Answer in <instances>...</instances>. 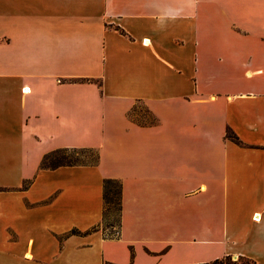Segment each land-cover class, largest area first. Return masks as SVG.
Masks as SVG:
<instances>
[{
	"label": "crops",
	"instance_id": "obj_1",
	"mask_svg": "<svg viewBox=\"0 0 264 264\" xmlns=\"http://www.w3.org/2000/svg\"><path fill=\"white\" fill-rule=\"evenodd\" d=\"M62 149L98 162L40 168ZM104 179L119 235L71 233ZM227 255L264 264V0H0V264Z\"/></svg>",
	"mask_w": 264,
	"mask_h": 264
},
{
	"label": "trees",
	"instance_id": "obj_2",
	"mask_svg": "<svg viewBox=\"0 0 264 264\" xmlns=\"http://www.w3.org/2000/svg\"><path fill=\"white\" fill-rule=\"evenodd\" d=\"M135 111V107L129 113H133ZM139 124L145 125L144 123ZM153 122L147 123L151 124ZM226 137L233 141L236 144H239L238 139L233 136L230 132H227ZM69 149H62L52 152L46 156L41 161L40 168L41 169H55L60 166H77V165H88L95 166L98 162V153L91 149H75L78 152H95V161L94 163H84L80 160H72L66 156H62L59 159H52L54 153H64ZM74 150V149H73ZM55 160V161H53ZM26 188V185L23 186ZM102 192H103V212H102V221L100 224L93 226L92 228L80 232L76 230H72L71 233H79V234H87L92 231L101 230L104 236L106 237H117L119 235V227L121 224V210H122V184L119 180L116 179H104L102 184ZM109 230V231H108ZM199 264H252V262L246 258L239 257L237 259H233L232 257L227 255L221 258H216L209 262H203Z\"/></svg>",
	"mask_w": 264,
	"mask_h": 264
},
{
	"label": "rangeland",
	"instance_id": "obj_3",
	"mask_svg": "<svg viewBox=\"0 0 264 264\" xmlns=\"http://www.w3.org/2000/svg\"><path fill=\"white\" fill-rule=\"evenodd\" d=\"M129 116L131 119H134L140 123L147 124V123L153 122L152 116L148 113V111L146 110V108L143 104H136L135 111L133 113H131V115H129ZM62 156H66L72 160H80L84 163H90V164L94 163L95 158H96L94 151L81 153V152H78V150L69 149V150H67V152H64L62 154L61 153H57V154L54 153L52 159H59ZM53 161H55V160H53Z\"/></svg>",
	"mask_w": 264,
	"mask_h": 264
}]
</instances>
